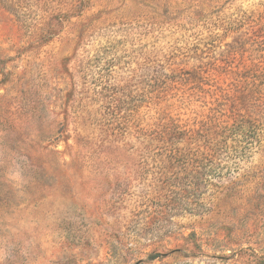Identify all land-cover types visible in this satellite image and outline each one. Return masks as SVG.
Segmentation results:
<instances>
[{
    "label": "rangeland",
    "instance_id": "obj_1",
    "mask_svg": "<svg viewBox=\"0 0 264 264\" xmlns=\"http://www.w3.org/2000/svg\"><path fill=\"white\" fill-rule=\"evenodd\" d=\"M0 264H264V0H0Z\"/></svg>",
    "mask_w": 264,
    "mask_h": 264
}]
</instances>
